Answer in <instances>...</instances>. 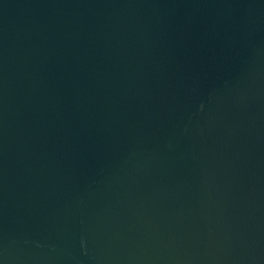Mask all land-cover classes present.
Returning a JSON list of instances; mask_svg holds the SVG:
<instances>
[{
  "label": "water",
  "instance_id": "obj_1",
  "mask_svg": "<svg viewBox=\"0 0 264 264\" xmlns=\"http://www.w3.org/2000/svg\"><path fill=\"white\" fill-rule=\"evenodd\" d=\"M0 264H264V0H0Z\"/></svg>",
  "mask_w": 264,
  "mask_h": 264
}]
</instances>
